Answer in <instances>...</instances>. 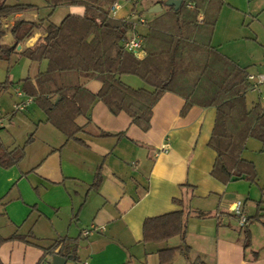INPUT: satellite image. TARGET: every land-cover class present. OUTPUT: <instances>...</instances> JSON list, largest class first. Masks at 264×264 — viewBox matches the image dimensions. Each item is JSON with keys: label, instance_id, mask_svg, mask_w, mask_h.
I'll use <instances>...</instances> for the list:
<instances>
[{"label": "crops", "instance_id": "1", "mask_svg": "<svg viewBox=\"0 0 264 264\" xmlns=\"http://www.w3.org/2000/svg\"><path fill=\"white\" fill-rule=\"evenodd\" d=\"M167 1L120 0L113 7L112 16L131 20L133 30L144 39L149 31L147 23L174 7L168 6ZM158 5L162 9L152 12ZM193 6L194 3L189 5ZM218 6L212 45L247 67L225 48L231 43L261 38L264 0H219ZM71 7V14H85V7ZM33 13L16 14L6 25L11 27L19 19H38ZM139 26L145 27L144 33H139ZM44 36L42 31L36 33L26 46L34 47ZM3 62L0 60V65ZM46 66L47 62H32L22 80L35 78ZM122 79L135 88L152 89L137 76L123 75ZM7 80L9 89L0 92V116L2 112L10 114L7 120L0 117V138L9 149L26 147L18 165L0 166V234H30L34 238H30L32 243L5 242L0 247V257L6 264H53L54 256L59 254H46L44 248L59 238H79L77 260L63 256L65 264H160V250L184 244L180 237L145 243L144 221L181 209L187 214L186 245L190 253L186 256L178 251L170 264H264V172L261 176L251 153L246 156L252 140L263 142L250 138L242 155L256 165L254 182L243 179L223 183L216 179L211 172L217 153L208 145L216 119L215 107L195 105L184 115L186 100L166 92L153 108L151 129L144 132L127 113L114 115L104 102L95 101L89 117L77 120L85 126L84 132L79 133L82 145L68 140L47 121V116L38 121L23 116L34 102L24 110H16L14 102L13 108L8 109L5 95L12 87L16 93L21 86L17 87L10 77ZM82 82L95 94L103 85L96 79ZM19 97L23 98L20 102L28 98L25 94ZM166 144L168 152L160 151ZM98 176L101 182L94 187ZM174 199L182 200V205ZM239 202L247 217L257 216L246 225L252 237L248 249L244 247L242 231L246 226L240 225L239 216L233 211ZM199 212L208 215L200 217ZM260 226L263 230L258 240ZM92 228L93 232L83 235L84 230Z\"/></svg>", "mask_w": 264, "mask_h": 264}, {"label": "trees", "instance_id": "2", "mask_svg": "<svg viewBox=\"0 0 264 264\" xmlns=\"http://www.w3.org/2000/svg\"><path fill=\"white\" fill-rule=\"evenodd\" d=\"M22 0H0V60L11 64L15 57H26L31 62H47L35 78L22 80L21 91L46 114L47 121L64 133L68 140L79 144L84 132L77 120L89 117L95 101L104 102L114 115L122 112L144 132L152 127L153 108L166 92L186 100L182 114L193 106L215 107L216 119L208 145L217 153L212 176L223 183L238 180L254 182L257 170L254 162L243 158L250 138L264 143V101L259 98L248 105L247 94L253 87L247 67H243L212 45L220 6L219 0H183L147 23L144 36L145 55L137 57L127 51L123 42L133 29V22L112 16V9L120 0H45L47 7L83 6V16L68 14L59 24L49 19H19L8 27L7 21L16 14L37 11L39 7ZM193 8L189 5L193 4ZM203 12V13H202ZM203 14V20L199 17ZM42 31L34 47L26 43ZM10 33L13 41L3 42ZM22 47L21 50L19 48ZM123 75L139 77L147 87L135 88L123 81ZM82 79L102 82L98 93L91 92ZM10 82L0 83V92L7 91ZM112 135L102 133V136ZM31 139V138H30ZM29 139V141H31ZM25 147L9 149L0 138V166L11 168L25 156ZM101 179L97 178L94 187ZM182 205L183 201L174 199ZM208 214L199 212L198 216ZM248 224L256 217H247ZM188 231L184 209L146 218L143 225L144 242L161 243L180 237L184 245L159 251L160 264H170L178 251L186 256ZM244 247H251L248 226ZM30 234H0V247L8 241L26 243ZM79 238H59L44 248L46 254H59L77 260ZM57 249H59L57 251ZM57 251V252H56ZM256 255L260 253L256 252ZM0 264H6L0 257ZM193 264H205L195 262Z\"/></svg>", "mask_w": 264, "mask_h": 264}, {"label": "rangeland", "instance_id": "3", "mask_svg": "<svg viewBox=\"0 0 264 264\" xmlns=\"http://www.w3.org/2000/svg\"><path fill=\"white\" fill-rule=\"evenodd\" d=\"M21 2L26 4L37 5L39 7V10L35 11V13L33 14H36L38 18L49 19L50 22L56 24H59L64 17L72 13L71 6H59L55 9H52L50 7H47V3L45 2V0H22ZM145 15L147 18H149L148 12L145 11ZM138 30L139 33H144L145 27L139 26ZM260 33L261 38L258 41L253 40L250 42L231 43L227 48H225L228 51L231 50V52L236 55V59H238L240 63L246 65L248 67L249 73L253 75L264 73V33ZM12 41L13 38L11 34L8 33L5 38V42L11 43ZM31 64L32 62L26 57H15L12 60L11 64L6 61L3 62L0 66L4 71V81L7 80V77H10V79H14L13 81L17 87L21 86L20 82L29 73ZM136 80H138L139 84L144 85L140 79ZM10 93L12 94V96L10 95ZM10 93L5 95L7 106L9 107H7L8 109L13 108L14 102L19 103L23 100L22 97H19L17 95V92H14L13 87L11 88ZM259 98H264V83L257 85L255 89H251L247 94V102L249 105H252V103L258 100ZM9 114L2 112L0 117L7 120ZM25 115L26 117H30L34 120L37 119V121L40 117H44L46 119L45 113L39 109L37 104L33 105V107L28 109L25 114H23V116ZM7 122L9 123V121ZM254 144H256L257 147L253 146ZM263 146V143L252 140L246 152V156L251 153L252 156L250 157H253L258 162L261 176L264 172V151L261 150L263 149ZM260 228L261 229H259V232H257L258 240L261 239V234L263 230L261 226Z\"/></svg>", "mask_w": 264, "mask_h": 264}, {"label": "built area", "instance_id": "4", "mask_svg": "<svg viewBox=\"0 0 264 264\" xmlns=\"http://www.w3.org/2000/svg\"><path fill=\"white\" fill-rule=\"evenodd\" d=\"M138 21L144 22V19L138 18ZM123 46L127 51L135 54L137 57H142L145 54V52H144V39L142 38V36H140L138 33H136L133 29H132L131 33L129 34V37L123 42ZM249 80H251L254 84L252 89H255L257 85L264 83V73H260L258 75L250 74ZM17 94H18V96L24 95V93L21 91V89L17 91ZM263 101H264V98H263ZM31 102H33V98L28 97L26 102L16 103L15 108H16V110H24L26 108V106ZM168 149H169V144H166L160 151L168 152ZM233 211L236 214H238L239 219H240L239 220L240 225L246 226L248 224V218L242 210V202H239L238 204H236ZM93 230H94L93 228L84 230L83 235L87 236L91 232H93ZM85 264H87V263H85Z\"/></svg>", "mask_w": 264, "mask_h": 264}, {"label": "water", "instance_id": "5", "mask_svg": "<svg viewBox=\"0 0 264 264\" xmlns=\"http://www.w3.org/2000/svg\"><path fill=\"white\" fill-rule=\"evenodd\" d=\"M183 0H168L167 5L168 6H174L176 10H178L182 4ZM162 7L161 5H158L156 8L152 9V12H157L158 10H161ZM66 263V258L60 255H55L54 256V262L53 264H65Z\"/></svg>", "mask_w": 264, "mask_h": 264}]
</instances>
